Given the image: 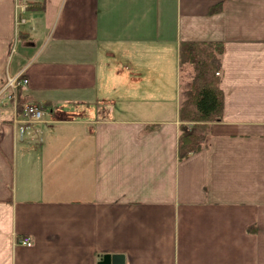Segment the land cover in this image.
I'll list each match as a JSON object with an SVG mask.
<instances>
[{
    "label": "crops",
    "instance_id": "obj_1",
    "mask_svg": "<svg viewBox=\"0 0 264 264\" xmlns=\"http://www.w3.org/2000/svg\"><path fill=\"white\" fill-rule=\"evenodd\" d=\"M22 18L0 0V80L23 73L47 116L20 137L0 112V264H264V0H40ZM184 42L224 44V111L180 161Z\"/></svg>",
    "mask_w": 264,
    "mask_h": 264
},
{
    "label": "trees",
    "instance_id": "obj_2",
    "mask_svg": "<svg viewBox=\"0 0 264 264\" xmlns=\"http://www.w3.org/2000/svg\"><path fill=\"white\" fill-rule=\"evenodd\" d=\"M220 3L210 10L211 15L222 11ZM27 37L26 34L19 38ZM224 44L184 42L180 45L179 61L181 67L191 66L193 78L182 86L179 134V160L184 161L190 156L209 148L211 130L215 123L221 122L224 111V93L220 87L222 56ZM23 78H27L23 76ZM7 80H0V90ZM33 104L27 90H17L18 113L23 114L24 108Z\"/></svg>",
    "mask_w": 264,
    "mask_h": 264
},
{
    "label": "built area",
    "instance_id": "obj_3",
    "mask_svg": "<svg viewBox=\"0 0 264 264\" xmlns=\"http://www.w3.org/2000/svg\"><path fill=\"white\" fill-rule=\"evenodd\" d=\"M16 2L18 23H25L27 20H24L22 15L39 5L40 0H16ZM23 76L22 73L17 77H8L5 86L0 90V112L5 108L11 110L16 134L20 137L31 135L34 127L43 123L47 116V110L35 104L26 105L22 115L18 113L17 90L19 87L26 88L29 83L28 79L23 78ZM21 244L27 247L33 246L32 239L29 237L24 238Z\"/></svg>",
    "mask_w": 264,
    "mask_h": 264
},
{
    "label": "water",
    "instance_id": "obj_4",
    "mask_svg": "<svg viewBox=\"0 0 264 264\" xmlns=\"http://www.w3.org/2000/svg\"><path fill=\"white\" fill-rule=\"evenodd\" d=\"M98 264H125V257L122 255H105Z\"/></svg>",
    "mask_w": 264,
    "mask_h": 264
},
{
    "label": "rangeland",
    "instance_id": "obj_5",
    "mask_svg": "<svg viewBox=\"0 0 264 264\" xmlns=\"http://www.w3.org/2000/svg\"><path fill=\"white\" fill-rule=\"evenodd\" d=\"M186 68V71H185V75H187V72H189V70L191 71V73L193 74V76H194V70H193V68L191 67V66H187V67H185ZM193 76H192V78H193ZM189 82V81H188ZM8 112H9V110H8ZM11 113V112H10Z\"/></svg>",
    "mask_w": 264,
    "mask_h": 264
}]
</instances>
